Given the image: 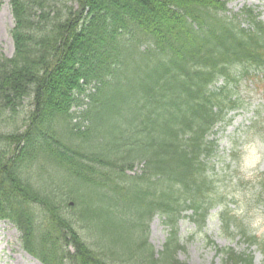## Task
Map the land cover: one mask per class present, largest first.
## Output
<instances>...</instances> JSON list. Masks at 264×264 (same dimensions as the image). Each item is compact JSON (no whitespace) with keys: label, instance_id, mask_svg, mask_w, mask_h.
I'll return each instance as SVG.
<instances>
[{"label":"trees","instance_id":"1","mask_svg":"<svg viewBox=\"0 0 264 264\" xmlns=\"http://www.w3.org/2000/svg\"><path fill=\"white\" fill-rule=\"evenodd\" d=\"M8 3L0 222L41 264H121L124 254L135 257L130 264H186L177 259L179 219L201 229L219 204L204 163L208 137L241 108L232 99L240 79L264 77L260 12L229 13L221 0ZM100 107L101 135L93 131ZM220 205L221 230L229 237L236 226L246 246L217 249L221 264H253L252 247L264 264V242ZM154 215L168 228L159 253L143 233ZM124 226L142 233L120 248L93 236H122Z\"/></svg>","mask_w":264,"mask_h":264},{"label":"rangeland","instance_id":"2","mask_svg":"<svg viewBox=\"0 0 264 264\" xmlns=\"http://www.w3.org/2000/svg\"><path fill=\"white\" fill-rule=\"evenodd\" d=\"M221 1L227 2L229 13H235L243 6L255 7L264 22V0ZM12 25L8 0H0V55L6 57H10L13 52L9 35ZM221 85L219 81L215 87ZM232 99H236L241 108L228 113L226 120L218 124L208 137L211 145L204 163L208 170L207 176L213 183L211 192L214 194L211 200L214 204L228 203L230 217L242 221L246 230L261 243L264 242V189L261 187L264 179V77L252 75L240 79L232 89ZM94 113L98 119L94 120L93 131L101 135L106 129L101 123V107ZM221 211L222 206L213 207L201 229L194 221L185 217L179 219L176 227L182 248L177 252L179 261L186 264H221L217 249L231 248L236 252L245 250L246 247L237 237L227 238L222 233L217 218ZM145 224L147 228H144L143 233L146 244L158 253L162 250L168 228L158 215L152 216ZM95 226L99 227V224L95 223ZM236 232L237 229L233 226L231 233ZM140 233L124 226L122 236L119 235L121 233L108 236L102 230L101 235L95 231L93 236L104 244L114 240L115 247L120 248L121 238L131 239L133 235L138 234V237ZM0 247V264H40L21 249L16 230L6 221L0 222ZM250 250L253 253V264H260V253L255 247ZM122 257L125 263L121 264H130L128 259H135L131 254H124Z\"/></svg>","mask_w":264,"mask_h":264},{"label":"bare ground","instance_id":"3","mask_svg":"<svg viewBox=\"0 0 264 264\" xmlns=\"http://www.w3.org/2000/svg\"><path fill=\"white\" fill-rule=\"evenodd\" d=\"M2 252V248L0 247V253Z\"/></svg>","mask_w":264,"mask_h":264}]
</instances>
